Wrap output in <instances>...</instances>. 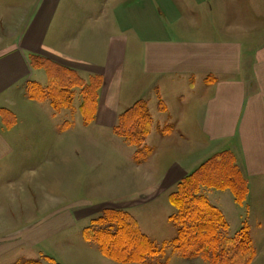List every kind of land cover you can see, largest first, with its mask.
Wrapping results in <instances>:
<instances>
[{
  "label": "crops",
  "instance_id": "1",
  "mask_svg": "<svg viewBox=\"0 0 264 264\" xmlns=\"http://www.w3.org/2000/svg\"><path fill=\"white\" fill-rule=\"evenodd\" d=\"M31 54L71 67L85 79L102 77L95 118L88 125L83 123L86 140L79 137L78 124L61 130L51 105L28 96V83L42 74L31 66ZM128 61L131 67L132 63L139 67V89L131 75L126 77ZM161 79L178 103L175 124L160 131L155 148L148 142L154 152L146 161L136 162L133 151L118 154L123 168L116 180L127 181V168L136 169L138 176L147 174L148 184L143 178L140 186L144 195L153 202L164 194L169 207L168 193L187 174L229 151L248 182L250 195L262 187L264 0H0V174H13V164L20 158L32 155L34 161L53 153L59 161L46 164L57 166L58 174L75 173V182L80 168H65L66 159L80 160L83 147L100 150L104 163L113 161L115 155L106 143L118 136L119 114L138 100L148 103L147 96L160 91ZM187 96L191 101L183 107ZM75 102L78 112L80 101ZM3 109L10 111L9 117H4ZM162 141L169 153L180 155L165 161V166ZM112 173L107 168L103 172ZM110 179L105 177L101 187L105 193L124 189L121 182L113 186L115 179L109 184ZM2 182L0 187L12 189L13 181ZM58 209L43 219L61 225L50 234H66L80 221L71 208ZM3 239L0 264H13V243L3 247L9 234ZM86 243L85 249L94 248L108 258Z\"/></svg>",
  "mask_w": 264,
  "mask_h": 264
},
{
  "label": "rangeland",
  "instance_id": "2",
  "mask_svg": "<svg viewBox=\"0 0 264 264\" xmlns=\"http://www.w3.org/2000/svg\"><path fill=\"white\" fill-rule=\"evenodd\" d=\"M138 70L137 64L134 66L132 63L131 67L130 61H128L126 77L129 76L127 78L129 79L130 75L132 76L137 89L140 86V72ZM41 73L35 79L46 84L47 76L42 70ZM127 79L125 83H127ZM197 82L195 80L194 85ZM159 86H161L160 91L147 96L148 107L152 116V133L147 136L146 144L148 145L149 142L152 148H155L153 146H156L158 140L161 139L160 131L170 128L171 124H175L176 108H178L173 92L166 87L164 79H161ZM190 101L189 96L185 97L183 107H187ZM46 103L50 105L49 102ZM78 103L77 100L75 104L78 105ZM56 120L60 124L67 120L75 122L82 129L79 137L82 140L87 139V135H84L87 132L80 111L75 112L71 108L64 109L56 114ZM106 145L115 155L113 161L108 160L104 163L101 161L104 154H101L100 150L97 152L94 149H85L83 146L80 160L74 156V159H66L65 168H80L79 172H81L75 182V173L61 172L58 174L57 166H55L56 169H53L54 166L51 167V165L46 164L48 161L51 164L56 160L59 161L53 153L48 157L34 159L36 162L33 161L32 155L18 159V163L13 164V174L2 173L5 164L1 166L0 181H3L2 184H6L4 181L7 179L13 181L12 189L8 185L0 187V240L9 234V239L3 242V247H10V243H13V252L11 253L13 264H119L112 259L103 258L104 256L100 252H96L94 248L91 251L87 250L89 244L84 238L85 228L107 208L123 209L135 217L136 215L139 216L142 230L146 231L155 243L160 246L169 245L165 250L166 252L162 253L163 255L160 254L152 258L148 264H209L206 259L201 257L185 259L174 253L170 243L177 235V227L170 217L176 210L169 203L170 209L168 211L169 207H166L167 204H165V202L168 203L167 197L164 194L160 199L153 202L148 201L149 198L144 195V189L142 190L140 187L143 178L147 183V174L146 176L140 174L138 176L136 169L129 170L127 168L129 172L127 175L124 174V179L127 177V181L116 180L119 174H122H118V170L123 168L122 162L117 161L116 156L118 154L127 156L129 151L131 153L133 151L135 154V147L128 146L123 138L116 135ZM162 145L165 152L163 166L167 164L165 161L167 162L170 158L175 160L177 155L180 157L175 151L169 153L167 143L162 141ZM110 149L109 151H111ZM167 153L168 155H166ZM17 164L19 167L14 168ZM237 166L241 170L238 164ZM106 168L112 169L113 173L111 175L103 174ZM105 177L111 178L109 184L111 180H116L113 186L121 182L124 189L122 191L107 190L105 193L106 190L101 188L105 185ZM260 180H263L262 187L256 189L254 187L255 190L252 195H250L248 185L249 192L243 203L237 202L234 193L229 189L207 187L202 189L204 196L225 215L228 224V238L234 237L244 227L248 228L247 231L251 234L256 249V256L251 264H264V177L259 178ZM67 202L70 205H63V203L68 204ZM68 207L72 209V213H77V217L80 218L77 226L66 234H50L61 228V225L59 222L48 223L43 220L44 217L48 214H57L60 210L58 208ZM45 227L46 231L43 232ZM11 237L13 239H10ZM79 241L84 243L80 244ZM91 244L95 245V248L98 247L96 243ZM70 247H72L71 250L68 249ZM4 256L7 257V255Z\"/></svg>",
  "mask_w": 264,
  "mask_h": 264
},
{
  "label": "trees",
  "instance_id": "3",
  "mask_svg": "<svg viewBox=\"0 0 264 264\" xmlns=\"http://www.w3.org/2000/svg\"><path fill=\"white\" fill-rule=\"evenodd\" d=\"M31 66L42 70L47 83L36 80L28 83V96L38 102H49L54 116L64 109L74 108L80 101L83 123L93 122L99 101L102 77L83 78L77 70L47 57L31 54ZM4 117L10 111L2 110ZM70 120L60 127L67 130ZM152 129L148 103L138 100L118 117L115 133L130 147H135L134 159L146 161L152 149L146 144ZM229 189L239 203L246 200L248 182L229 151L220 152L206 160L199 168L185 176L169 194L176 212L170 217L177 227V235L170 243L174 253L185 259L201 257L209 264H251L256 249L248 228L228 238V224L222 211L202 193L204 188ZM87 241L96 243L100 251L118 263H144L166 252L169 245H158L141 228L133 214L123 209L107 208L85 228ZM127 243V244H125ZM171 248V247H170ZM29 264V263H28Z\"/></svg>",
  "mask_w": 264,
  "mask_h": 264
}]
</instances>
